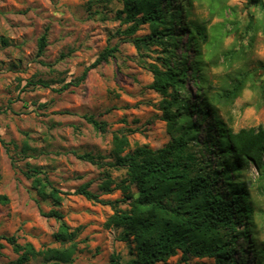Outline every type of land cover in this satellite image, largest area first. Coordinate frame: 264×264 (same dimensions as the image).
Here are the masks:
<instances>
[{
	"label": "rangeland",
	"instance_id": "obj_1",
	"mask_svg": "<svg viewBox=\"0 0 264 264\" xmlns=\"http://www.w3.org/2000/svg\"><path fill=\"white\" fill-rule=\"evenodd\" d=\"M174 2L183 7L182 19L176 23V44L165 52L154 43L137 51L130 42L150 34L147 24L129 37L119 33L128 26L124 15L117 16L121 0H0V196L7 198L0 202V264L17 259L7 237L37 249L60 246L53 238L60 222L46 216L52 210L60 212L67 225L79 228L72 264H110L112 254L129 257L128 244L119 238L122 229L104 226L113 208L75 192L89 183L99 200H119L118 208H128L114 184L110 193L100 185L107 176L115 183L126 177L124 168L107 165L114 163V134L126 136L125 153L140 146L158 149L171 140L160 110L163 97L148 87L152 82L148 67L162 68L163 57L187 69L185 90L190 92L189 102L195 103L194 120L200 118L196 93L202 87L234 131L264 128V0ZM190 21L205 26L206 42L200 47L190 46L189 35L179 31ZM42 36L45 47L39 52ZM113 46L118 49L114 57L91 68L80 85L56 91L75 82L105 48ZM197 64L201 67L194 69ZM237 79H244V87L230 101L224 93ZM37 80L49 86L30 84ZM87 117L104 123V130ZM204 135L201 132L199 140ZM194 150L215 164L212 154ZM84 154L91 155L94 164L79 158ZM36 177L40 185L61 191L57 204L37 192ZM243 177L257 244L264 247V172L251 165ZM213 262L210 258L184 262L180 253L167 260V264ZM27 264L48 263L36 259Z\"/></svg>",
	"mask_w": 264,
	"mask_h": 264
},
{
	"label": "trees",
	"instance_id": "obj_2",
	"mask_svg": "<svg viewBox=\"0 0 264 264\" xmlns=\"http://www.w3.org/2000/svg\"><path fill=\"white\" fill-rule=\"evenodd\" d=\"M121 1L123 8L117 16L121 18L124 15L122 21L128 26L119 33L132 36L145 24L150 29L148 36L130 38L137 51L154 43L167 52L176 44V23L182 19L180 14L183 11L179 2ZM179 31L189 35L190 46L200 47L206 42L205 26L197 22H186ZM44 47L45 37L42 36L39 52ZM116 52L117 46L105 48L75 82L67 83L56 91L80 85L91 68L107 62ZM162 61V68L156 64L148 67L152 74L148 87L163 97L160 110L171 140L158 149L140 146L125 153L129 145L126 136L114 134V163L107 165L124 168L126 177L115 183L107 176L100 185L103 191L110 193L113 190L110 185L114 184V189L122 193L120 201L128 208H118L119 200H99L89 190V183L75 192L89 201L113 208L104 226L122 229L119 238L128 244L129 257L123 259L120 254H112L110 264H167V260L178 253L184 262L192 258H210L214 260L213 264H249V261L251 264H264V247L257 244L249 188L243 177L251 165L264 172V128L234 131L218 114L215 99L209 98L207 90L202 87L196 93L200 118L194 120L195 103L189 102L190 92L185 90L186 67L180 68L172 63L169 56L163 57ZM179 63L185 64L184 61ZM200 67L201 64H197L194 69ZM244 82V79H237L224 96L233 101L243 89ZM30 84L49 86L43 80ZM199 95L201 99H198ZM86 120L95 128L104 130V123L91 117ZM201 132L205 134L203 140L198 138ZM194 148L212 154L215 164L209 156L198 155ZM79 158L95 162L89 154ZM33 182L41 196L51 198L56 204L60 201L61 191L40 185L38 177ZM0 202L6 203L7 198L0 196ZM46 216L60 222L53 234L60 246L37 249L31 243L20 245L14 237H7L5 240L17 254L13 264H27L36 259L48 264H72L78 247L79 228L67 225L58 211L52 210Z\"/></svg>",
	"mask_w": 264,
	"mask_h": 264
}]
</instances>
